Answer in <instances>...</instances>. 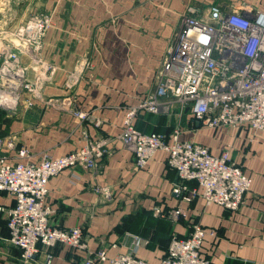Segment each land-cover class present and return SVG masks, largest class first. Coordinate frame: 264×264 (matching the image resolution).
<instances>
[{"label": "crops", "instance_id": "0c3cea01", "mask_svg": "<svg viewBox=\"0 0 264 264\" xmlns=\"http://www.w3.org/2000/svg\"><path fill=\"white\" fill-rule=\"evenodd\" d=\"M28 5L31 14L53 12L41 55L54 72L42 79L31 106L19 102L14 111L0 109V136L14 134L18 145L29 148L32 161L78 149L85 143L84 133L91 139L113 138L97 174L74 167L47 182L53 226H79L86 249L61 244L41 248L29 264H82L100 247L108 256L130 252L159 264L171 237H187L192 222L214 231L200 247L211 264H264V131L246 125L208 127L193 117L191 103L181 106L170 97L163 100L170 103L167 110H139L134 119L138 130L163 134L168 142L176 131L180 140L205 146L213 155L228 149L231 161L251 180L244 203L233 211L205 204L194 181L188 187L197 188V195L176 197V172L167 165L166 151L157 150L144 168L135 169L131 152L114 139L126 108L154 90L157 71L188 5L202 17L210 6L224 13L264 11V0H30ZM71 74L76 77L70 78L69 87ZM72 107L99 117L102 124L78 120ZM1 153H8L10 162L17 159L14 151ZM94 185H110L112 200L103 201ZM0 205L13 206L14 200L0 191ZM155 208H181L182 214L173 222L154 215ZM7 237L6 218L0 215V264H20L19 249Z\"/></svg>", "mask_w": 264, "mask_h": 264}, {"label": "built area", "instance_id": "2783aa9c", "mask_svg": "<svg viewBox=\"0 0 264 264\" xmlns=\"http://www.w3.org/2000/svg\"><path fill=\"white\" fill-rule=\"evenodd\" d=\"M188 5L180 14L179 26L172 44L167 48L156 74L154 90L134 106L126 108L122 130L114 139L131 152L133 167L142 169L157 150L168 153L167 165L176 172L173 184L176 197L189 199L201 188L205 204L216 203L228 210H237L244 203L250 178L232 162L229 150L213 155L209 149L188 140H180L176 131L170 142L160 133L138 130L134 119L139 110L157 113L167 110L170 97L181 106L191 103L193 117L211 128L248 126L264 131V11L246 9L224 13L210 6L202 16ZM53 12H35L0 44V109L14 111L19 102L29 107L39 94L42 79L54 72V66L43 60L44 37L52 25ZM23 57L27 62H23ZM31 75V77H30ZM69 76L67 86H71ZM71 113L80 121L99 127L102 120L90 112L72 107ZM78 149L52 157L42 154L32 161L25 145H18L14 134L0 136V191L7 192L14 205H0L6 218L8 241L19 249L20 264H29L42 248L57 244L74 250L86 249V239L79 226L60 228L51 222L54 208L48 203L49 178L64 169L81 167L97 174L101 159L109 153L110 137L87 138ZM14 151V162L1 151ZM103 201L112 200L110 185H94ZM153 214L176 221L181 208ZM206 234L213 235L200 224L192 222L185 238L173 235L159 264H211L201 256L200 247ZM51 257L50 254L47 258ZM150 264L132 253L108 256L105 248L90 252L82 264Z\"/></svg>", "mask_w": 264, "mask_h": 264}, {"label": "rangeland", "instance_id": "374dc122", "mask_svg": "<svg viewBox=\"0 0 264 264\" xmlns=\"http://www.w3.org/2000/svg\"><path fill=\"white\" fill-rule=\"evenodd\" d=\"M30 0H0V42L12 37V33L31 15Z\"/></svg>", "mask_w": 264, "mask_h": 264}]
</instances>
